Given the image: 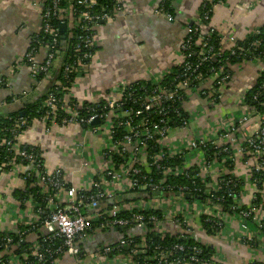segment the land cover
I'll use <instances>...</instances> for the list:
<instances>
[{"label":"built area","instance_id":"2783aa9c","mask_svg":"<svg viewBox=\"0 0 264 264\" xmlns=\"http://www.w3.org/2000/svg\"><path fill=\"white\" fill-rule=\"evenodd\" d=\"M99 1L67 0L66 5L63 6L61 0H39L41 22L39 30L41 29L47 37V47H42L46 53L43 59L37 62L35 57L39 50L30 48L25 54V61L21 64V66L27 65L33 81L40 73H46L55 61V53L51 49L57 44V32L60 33L59 29L56 32L52 24L55 20L59 21V27L65 24L66 29L77 28L85 33L84 37H79L80 41L74 46V51L79 53L81 48L93 47L96 29L123 10L121 0H110L103 5ZM205 1L212 4V0ZM217 5L212 4V8L203 14L204 21L208 20V13L213 12ZM163 8V2L160 1L157 12L162 14L166 21L172 22L173 16L164 12ZM185 29V39L178 48L180 61L174 65L181 66L182 69L170 84L172 87L170 91L159 87L147 91L138 81L118 85L112 88L110 94L103 100L95 103L100 107L98 111H91L88 107L83 108L81 103L73 101L69 92L62 97L49 93L44 99L41 106L43 114H39L40 116L34 120L39 122L47 133L68 126H78L94 135H103L100 152L103 167L96 174L87 151H84L85 146L81 144L74 146L72 155L80 159V169H83L80 175L81 186L66 183L61 168L45 167L43 152L38 147L35 148L39 149V153L34 150V146L20 142V136L25 131H23L26 125L24 119L17 120L11 128L0 129V178L3 175L15 178L22 184L21 188L16 190L28 191V198L24 202L14 197L17 202L15 207L8 208L5 202L2 203L0 211L5 218L16 223V228L15 231L0 229V255L6 256L1 264H28V259L35 261L36 264H54L59 260L57 256L60 258L69 256L74 258V264H83L87 250L91 253L86 264L216 263L213 256L207 262L200 260L197 257L200 250L195 247L190 250V255L183 256L185 248L178 243L163 246L148 244L147 236L151 230H147L145 225L158 223L154 231L162 233L161 226L170 224L177 227L179 233H187L198 241L194 236L193 225L197 216L199 223L201 218L205 223L214 221L216 228L210 235L218 237L223 228V220L231 215L222 212L215 204L201 201L197 194L202 191L195 180H201L206 187L214 167L221 170L220 177L226 173H233L235 156L232 149L236 144L235 136L245 139L239 152L256 159L254 165L247 166L249 173L253 169L264 171V116L261 120L259 118L261 124L258 129L249 136L246 128L243 127L250 117L243 115L238 119L232 118L231 122L220 126L217 130L213 129L210 135L192 136L186 143L169 147V141L173 140L170 132L174 129L186 130L200 115L194 105L186 104L189 99L194 96L200 97L213 105L221 97V88L231 79L228 73L222 74V67L218 72L209 69L212 74L205 78L199 72L201 64L215 62L224 50L221 47L214 52L213 47L200 34V30L203 32L204 29H208V34L216 30L210 26L203 27L199 22L194 28L186 25ZM252 33L257 35L258 29ZM193 36L195 38L193 44L199 46L196 53L191 49ZM234 46L235 42L228 50ZM192 54L198 58L194 66L187 62ZM231 54L233 55L234 52ZM93 56L91 50L82 53L77 59L78 65H81V60L89 61L88 65ZM243 63L248 62L244 60ZM67 71L66 67L64 72ZM170 71L171 69L163 73L159 79L150 81L156 85L161 81L162 76ZM209 79L212 82L210 87L205 89L204 84ZM198 81L201 82L199 86L195 85ZM260 90L264 94V83ZM137 91H141V94L136 93ZM244 96L245 94L240 101L242 106H245ZM256 97L257 94L254 100ZM176 103L180 104L178 109L175 107ZM83 111L89 114L83 115ZM170 114L181 117L180 127L170 128L167 125ZM95 120L101 124L93 125ZM3 133L9 135L5 136ZM26 147L28 148L25 149ZM209 147L218 150V154H224V157L217 159L215 156L207 161L205 150ZM164 156H181L182 162L178 166L159 170ZM169 175L184 176L189 179V185L175 186L176 188L171 192L169 187L164 186L165 176ZM29 178L34 181L28 188H38L37 196L43 199L44 211L37 206V203L32 202V196L28 194L29 190L25 184ZM219 188L217 180L210 189L204 188L203 193L212 198L213 193ZM256 194L264 198L263 190ZM228 196L232 197V193H228ZM254 197L255 194L247 210L242 208L244 205L240 199L236 200L233 209L238 211L239 218L245 222L246 219H251L257 229L255 234L238 236L237 241L251 248H258V230L264 227V221L262 222L259 216L260 206L253 202ZM150 210L158 211L160 216L145 215V212ZM42 213L44 217L41 216ZM117 229L122 231L128 229L126 236L117 237L91 250L85 249L86 242L91 237L101 236ZM204 233L209 235L206 231ZM10 234H13V237L9 236ZM30 235L35 236L33 242L28 241ZM15 240L27 244L21 255L14 253L19 247V243L16 244Z\"/></svg>","mask_w":264,"mask_h":264},{"label":"crops","instance_id":"0c3cea01","mask_svg":"<svg viewBox=\"0 0 264 264\" xmlns=\"http://www.w3.org/2000/svg\"><path fill=\"white\" fill-rule=\"evenodd\" d=\"M121 1L122 12L96 29L94 38L96 52L91 62L84 68L83 75L78 77L70 88L69 96L81 104L103 100L110 94V90L118 85L157 80L176 65L180 61L178 48L185 38V27L199 22V8L203 0H173L172 22L166 21L165 17L157 12L161 0ZM38 2L39 0H0V78L2 77L0 81H4L5 84L0 86V115H6L20 107V101L16 99L6 102L5 98L9 94L21 95L23 92H29L32 85H36L29 77L28 68L21 66L13 72L12 65L24 56L30 37L40 28ZM263 25L264 0H225L214 7L210 20V27H213L222 38L221 47L224 50L230 49L233 42L242 41ZM45 53V49L40 48L35 57L36 61L43 59ZM263 67L262 61L233 66L230 82L221 88V97L217 104L212 105L200 97L190 98L186 104L194 105L200 115L186 130L174 129L170 132L173 140L169 139V147L173 148L182 142L186 143L192 136L210 135L213 129L217 130L220 126L231 122L232 118L238 119L243 115L250 117L243 129L246 128L248 136L254 133L261 124L262 116L259 117L253 113L249 106L240 105V101L247 90L253 86ZM211 82L212 80L209 79L204 84V88L208 89ZM41 87L42 85L37 86L40 93L43 91ZM38 91L34 90V93ZM40 93L36 96L38 97ZM235 137L236 144L232 149L235 156V168L232 174L244 180L240 202L249 207L253 195L258 190L249 182L250 173L247 166L254 165L256 159L239 152L245 139L240 136ZM19 140L21 143L42 150L45 167L61 168L64 180L73 186L82 185L80 175L83 172V169H80V159L78 163L76 157L72 155L75 145L85 146L84 151H87L95 174L103 167L100 155L103 135H94L90 131L88 135V131L78 126H68L47 133L44 127L34 120ZM57 141L58 144L55 147L52 146V143ZM65 145H68V149H65ZM50 154L53 159L47 158ZM220 171L214 167L210 182L206 183V189L216 184ZM21 185V182L8 175L0 178V209L3 202L8 208L17 206L13 192L20 189ZM262 190L264 191V185ZM259 216L263 222L264 211H260ZM193 225L195 238L213 249V259L216 263H264L263 234H258V248H251L237 241L238 236L242 234H255L257 230L255 223H248L231 215L223 220V228L218 237L206 235L201 229L197 216ZM15 228L16 223L5 218L0 211V229L15 231ZM161 231L171 235L179 233L178 228L170 224L161 226ZM117 237L116 233L91 237L86 242L85 249L91 250ZM34 240V235L28 237L29 242ZM90 253L87 250V257L84 258L83 264L89 261ZM54 264H74V258L64 256Z\"/></svg>","mask_w":264,"mask_h":264},{"label":"trees","instance_id":"16d2710c","mask_svg":"<svg viewBox=\"0 0 264 264\" xmlns=\"http://www.w3.org/2000/svg\"><path fill=\"white\" fill-rule=\"evenodd\" d=\"M109 1L110 0H100L99 3L103 5ZM161 1L163 2L164 5L163 11L166 13H170L173 16V8H172L173 0H161ZM224 1L225 0H212V4H221ZM61 3L63 6H65L67 0H61ZM212 4H208L205 0H203L199 8V23H202V26L206 28L210 26L212 11L209 12L207 15L208 20L204 21L202 17L204 13L208 12L212 8ZM58 22L59 21L55 20L52 23L54 24V29L56 30V32L59 29ZM195 26L196 23L191 24V28H194ZM207 31L208 29L207 30L204 29L203 32H201L200 30L201 36L204 39H206L209 45L213 47L214 52H216L217 49L220 50L221 36L216 31H212L210 34H208ZM62 36L64 37L62 38ZM80 36L84 37L85 33H83L77 28L66 29L64 35L57 32V44L55 45V47H53V49H51L55 53L54 55L55 61L53 65L49 67L46 73H40L39 75H37L34 81L31 79L36 85H32L30 91L25 93V95L21 94L15 96L13 94H9L5 98L7 103L14 99L20 101V107L19 109L9 112L6 115H0V129L11 128L14 126V123L17 120L24 119L26 121V125L24 126L23 131L26 130L31 125L34 119H36L37 117L43 114V109L41 108V106L44 99L47 97L49 93H54L55 95L62 97L66 92L70 91V88L73 86L76 79L83 75L84 72L83 66L87 65V63L89 62L86 60H81V65H78L77 59H79L81 54L84 52H90V50L93 54H95L96 52L95 43L94 46L91 47L90 49L81 48L79 53L75 52L74 46L80 41L79 40ZM194 40L195 38L193 36L191 49L194 53H196L199 50V46H195L193 44ZM46 42H47V37L43 34V31L40 29L37 34H34L30 37V41L26 53L29 51L30 48H35L39 50L42 47H47ZM253 44L255 45L253 46ZM231 52H234V54L232 55ZM21 60L22 62L25 61L24 58H22ZM244 60H246V62H252V61L264 62V25L258 29L257 35L251 33L242 41H236L234 48H232L231 50H223L220 56L215 59V62H208L201 64L199 67V72H201L202 76H204L205 78L212 74L211 72H209V69L212 68L214 70L213 72H218L220 67H222V74L228 73L231 78L232 77L231 68L237 64L243 63ZM19 61L20 60L15 61L14 64L15 65L19 64ZM197 61H198L197 56L192 54L188 58L187 62H189L192 66H194ZM66 67L68 68V71L65 73L64 69ZM181 69H182L181 66H173L171 68V71L164 74L161 78V81L156 85L152 83L150 80L138 81V83L143 85L147 91L153 89V87L165 88L168 91H170L172 89L170 84L173 82L174 77L177 76L178 73H180ZM227 82L229 83L230 79ZM2 83L3 82L0 83L1 87H2L1 85ZM263 83H264V67L261 70V72L258 73V76L256 77L253 86L249 90H247L244 96V105L249 106L251 109H253V111H255L256 115H261V116H264V94L260 90L261 85ZM200 84L201 82L198 81L195 85L199 86ZM39 85H42L41 87L43 90L42 93H40V91H38L37 89V86ZM34 90H37L38 93H40L38 97L36 96L38 93H34ZM136 93L141 94V91H137ZM256 94L257 97L254 100V96ZM218 102L219 100H216L214 104H217ZM82 105L83 108L88 107L91 111L93 110L98 111L100 108L99 105L95 103L93 104V103L83 102ZM175 105H176L175 106L176 109H178L180 106L179 103H176ZM82 114L87 116L89 113L83 111ZM154 115L157 117L156 114ZM155 116L153 118H155ZM184 117H186V115H184ZM153 118L151 119L154 120ZM169 119L170 121L167 123V125L170 128H178L182 124L181 117H177L175 116V114H170ZM3 134L5 136L9 135V133H3ZM27 148L28 147H26L25 149ZM33 148L37 153H39L38 148L35 147ZM8 155L10 156L11 153H9ZM215 156L217 157V159H221L224 157V154H218V150L216 149L213 150L211 147L205 150V157L207 161H210L212 157ZM181 162H182L181 156H173V157L164 156V159L160 162L159 170L178 166L181 164ZM33 181L34 179L33 180L31 178L27 179V182L25 184L26 187L28 188L29 184ZM195 182L202 191L197 194V196L200 197L201 201L215 204L216 206L220 207L222 212L228 213L229 215L232 216L239 217L238 211H236L233 208L235 206L236 200L240 199V195L242 192L241 189L242 186L244 185V180H242L239 177H236L232 173H226L221 175V177L218 178V185L220 188L217 190V192L213 193L212 198L203 193L205 184L201 180L196 179ZM249 182L255 185L258 191H262V186L264 185V171L263 170L256 171L253 169L250 172ZM182 185L184 186L189 185V179H187L184 176H171V175L165 176L164 186L169 187L171 192L176 188L175 186H182ZM28 190H29L28 194L32 196V202L37 203V206L41 207V209L43 210L45 208V204L43 202V199L40 196H37L38 188L37 187L30 189L28 188ZM27 192H28L27 190L26 191L14 190L13 196L16 199L21 200V202H24L28 198ZM228 193H232V197H229ZM253 202L256 205L260 206L261 211H264V198H262L260 194H255ZM242 208L244 210H247L246 206H243ZM147 214H155L160 216V213L156 210H150L149 212H145V215ZM41 216L44 217V214L42 213ZM246 222L250 223L252 221L251 219H246ZM200 224L202 229L206 231V233L209 235L211 234L212 230L216 228L214 221L205 223L202 221L201 218ZM145 226L147 230L149 231L151 230V233H148L149 235L147 236L148 244L163 246L165 244L178 243L185 248V252L182 253L183 256L190 255L191 254L190 250L195 247L196 249L200 250V254H198L197 257L203 262H207V260L209 261L211 257L214 255V251L211 247H208L196 241L195 239L190 237L191 235L187 233H182V234L178 233L176 235H171L168 232H162V233L156 232L154 231V229L155 227L158 226V223H147ZM185 229L186 228H184V230ZM127 231L125 229V231L118 230L108 233L109 234L116 233L118 234V237H125ZM258 231L259 234L261 232V234H263L264 236V227L261 230L259 229ZM108 233H104V234H108ZM9 236L13 237V234H10ZM15 243L18 244L19 241L15 240ZM26 246H27L26 243L23 244L19 243V247L16 248L14 253L16 255H21ZM57 257L60 259V256ZM5 258H6L5 255H0V264L5 261ZM28 264H36V262L28 259ZM215 264H219V263H215ZM251 264H264V263L253 262Z\"/></svg>","mask_w":264,"mask_h":264},{"label":"flooded vegetation","instance_id":"af4514ba","mask_svg":"<svg viewBox=\"0 0 264 264\" xmlns=\"http://www.w3.org/2000/svg\"><path fill=\"white\" fill-rule=\"evenodd\" d=\"M36 33H37V32H35L34 34H36ZM34 34H33V35H34ZM25 54H26V53H25ZM25 54H24L23 57H21V58L19 59V60H20V61H19V64H17V65L13 64V65H12V71H13V72H16V71L18 70V68L21 67V64H22V60H21V59L25 57ZM23 67L28 68L27 66H23ZM28 69H29V68H28ZM1 78H2V77H1ZM1 78H0V79H1ZM1 82H3L2 84H4V81H0V83H1ZM2 84H1V85H2ZM2 86H5V84L2 85ZM6 87H7V86H6Z\"/></svg>","mask_w":264,"mask_h":264},{"label":"water","instance_id":"95a60500","mask_svg":"<svg viewBox=\"0 0 264 264\" xmlns=\"http://www.w3.org/2000/svg\"><path fill=\"white\" fill-rule=\"evenodd\" d=\"M189 25H191V24H189ZM59 31H60V33L62 34V35H64L65 34V31H66V25L65 24H62V25H60V27H59ZM64 36H62V38H63ZM98 124V121L97 120H95L94 122H93V125H97ZM117 199H120V197H117ZM118 230H120V229H117L116 231H118ZM121 231V230H120Z\"/></svg>","mask_w":264,"mask_h":264},{"label":"rangeland","instance_id":"374dc122","mask_svg":"<svg viewBox=\"0 0 264 264\" xmlns=\"http://www.w3.org/2000/svg\"><path fill=\"white\" fill-rule=\"evenodd\" d=\"M105 126V125H104ZM88 135H89V131H88ZM58 144V141L56 142V143H52V146H56ZM68 145H65V149H68V147H67ZM47 158H51V159H53V156H51V154L47 157ZM77 161H78V159L79 158H75ZM78 163H79V161H78ZM75 168H76V166H75Z\"/></svg>","mask_w":264,"mask_h":264}]
</instances>
